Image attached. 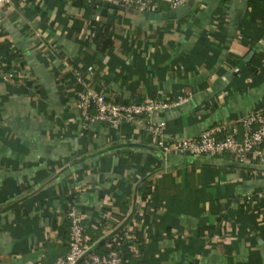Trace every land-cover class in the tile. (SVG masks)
<instances>
[{
    "label": "crops",
    "instance_id": "crops-1",
    "mask_svg": "<svg viewBox=\"0 0 264 264\" xmlns=\"http://www.w3.org/2000/svg\"><path fill=\"white\" fill-rule=\"evenodd\" d=\"M122 6L0 4V73L15 75L0 79V264H53L72 204L99 256L123 243L128 264H264V165L165 153L145 127L192 138L225 122L241 137L264 110V0H194L166 19ZM84 84L168 106L112 127L82 115Z\"/></svg>",
    "mask_w": 264,
    "mask_h": 264
},
{
    "label": "built area",
    "instance_id": "built-area-1",
    "mask_svg": "<svg viewBox=\"0 0 264 264\" xmlns=\"http://www.w3.org/2000/svg\"><path fill=\"white\" fill-rule=\"evenodd\" d=\"M93 3H114L130 6L136 10H156L162 0H85ZM171 8H176L186 0H165ZM12 0H0V4L8 5ZM1 61V60H0ZM92 68L89 66L88 70ZM15 77L12 71L0 73L1 80H13ZM181 97L173 104L183 102ZM77 105L82 115L90 120L100 121L112 127H118L124 121L138 120L142 117H150L158 109L168 106L167 103L147 98L145 102H117L109 99L103 92L83 85L77 91ZM91 110H93L91 112ZM241 137H236L237 129L229 127L228 124L219 125L201 132L192 138H164V121L146 122L147 131L155 138L156 145L165 153L176 152L189 154L193 157L205 155H218L225 152L231 153L238 162L243 164L264 165V110H253L245 113L240 118ZM258 198H264V188L257 192ZM69 221V242L68 248L63 255L58 256L53 264H76L77 260L85 255L86 264H122L120 254L111 250L106 256H99L89 252L90 247L84 233L85 227L82 216L77 207L72 204L66 211Z\"/></svg>",
    "mask_w": 264,
    "mask_h": 264
},
{
    "label": "water",
    "instance_id": "water-1",
    "mask_svg": "<svg viewBox=\"0 0 264 264\" xmlns=\"http://www.w3.org/2000/svg\"><path fill=\"white\" fill-rule=\"evenodd\" d=\"M194 0H187L184 4L180 5L179 7L166 12V13H160V12H154V11H147V10H143L144 15L149 16L150 18H173L176 16H179L180 14H182L183 12H185L186 10L189 9L191 2H193ZM104 7H112V8H120L122 9L124 6L120 5V4H114V3H108V2H102L101 3ZM103 11H105V8L103 9ZM97 91H99V89H96Z\"/></svg>",
    "mask_w": 264,
    "mask_h": 264
},
{
    "label": "trees",
    "instance_id": "trees-1",
    "mask_svg": "<svg viewBox=\"0 0 264 264\" xmlns=\"http://www.w3.org/2000/svg\"><path fill=\"white\" fill-rule=\"evenodd\" d=\"M111 250H115L120 254L122 258V264H128V260L130 261L132 259L131 252L128 251L126 244L125 245L123 243L112 244L110 250L107 251V253L110 252ZM89 252L91 251L89 250Z\"/></svg>",
    "mask_w": 264,
    "mask_h": 264
}]
</instances>
